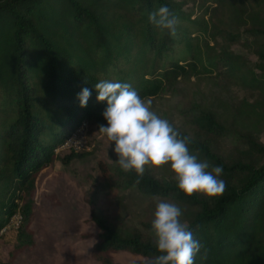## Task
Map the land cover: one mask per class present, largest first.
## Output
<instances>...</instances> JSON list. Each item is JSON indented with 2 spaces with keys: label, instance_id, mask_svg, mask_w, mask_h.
Listing matches in <instances>:
<instances>
[{
  "label": "trees",
  "instance_id": "16d2710c",
  "mask_svg": "<svg viewBox=\"0 0 264 264\" xmlns=\"http://www.w3.org/2000/svg\"><path fill=\"white\" fill-rule=\"evenodd\" d=\"M165 5L178 18L175 38L148 19ZM234 45L251 49L257 63L250 66ZM204 77L251 98L183 110L179 123L158 115L191 138L200 160L223 167L225 194L187 197L177 178L153 168L136 184L118 158L111 167L99 162L110 189H134L149 202L141 228L126 234L91 210L97 232L86 235L96 264H120L113 255L122 252L136 257L130 264H152L159 255L151 227L156 198L182 209L202 246L195 264H264V0H0V264H14L36 244L31 224L41 171L86 155L55 149L82 120L107 126V102L98 101L95 84L129 83L142 98H157ZM85 87L91 96L81 107ZM17 212L21 219L10 226Z\"/></svg>",
  "mask_w": 264,
  "mask_h": 264
},
{
  "label": "rangeland",
  "instance_id": "374dc122",
  "mask_svg": "<svg viewBox=\"0 0 264 264\" xmlns=\"http://www.w3.org/2000/svg\"><path fill=\"white\" fill-rule=\"evenodd\" d=\"M232 49L243 54L250 66L257 63V56L251 49L243 45H234ZM226 83L205 77L180 83L173 93L150 98L152 108L157 114L165 113L179 123L183 110L208 106L218 108L220 101L235 104L242 98H251V94L241 87ZM86 123L74 139L73 146L58 152L64 156L70 150H83L86 155L73 158L69 163L56 161L39 174L31 224L36 244L20 254L14 264H96L91 257L92 236L86 235L97 232L89 220L92 209L106 215L124 234L134 227L141 228L149 199L134 189L119 190L107 186L99 162L107 167L115 164L118 158L114 152L115 145L98 132L93 122ZM260 139L264 142V128ZM225 144L220 146L225 147ZM153 170L167 180L176 178L170 167ZM8 251L9 247L4 246L3 259L7 258ZM113 259L120 264H130L136 257L122 252L114 254Z\"/></svg>",
  "mask_w": 264,
  "mask_h": 264
},
{
  "label": "clouds",
  "instance_id": "9594fccd",
  "mask_svg": "<svg viewBox=\"0 0 264 264\" xmlns=\"http://www.w3.org/2000/svg\"><path fill=\"white\" fill-rule=\"evenodd\" d=\"M148 19L161 32L167 31L172 38L177 36L178 18L166 5L152 11ZM95 89L98 101L107 102L102 113L107 126L99 125L98 132L115 145L116 163L121 169L135 172L136 184L141 182L146 169L170 167L179 190L187 197L199 193L211 199L225 194L223 167L200 160L199 151L190 150L191 138L161 118L153 110L150 98H142L131 84L124 82L102 80L95 84ZM90 96L89 88L81 90V107L87 106ZM156 199L151 227L159 255L152 264H195L202 246L189 224L181 219L182 209L176 203Z\"/></svg>",
  "mask_w": 264,
  "mask_h": 264
},
{
  "label": "built area",
  "instance_id": "2783aa9c",
  "mask_svg": "<svg viewBox=\"0 0 264 264\" xmlns=\"http://www.w3.org/2000/svg\"><path fill=\"white\" fill-rule=\"evenodd\" d=\"M86 124L87 123L85 121H81L78 127L71 133L69 138L64 143H62L58 148L55 149V152L58 153L61 149L71 148L73 146V142L77 134L86 127ZM20 219H21L20 213L19 212L15 213L10 218L9 225L17 226Z\"/></svg>",
  "mask_w": 264,
  "mask_h": 264
}]
</instances>
